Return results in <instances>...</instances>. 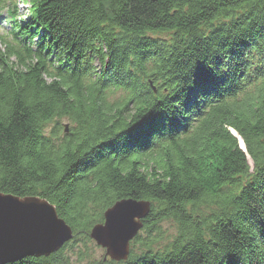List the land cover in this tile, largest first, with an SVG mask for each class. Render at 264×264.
<instances>
[{
	"label": "trees",
	"instance_id": "obj_1",
	"mask_svg": "<svg viewBox=\"0 0 264 264\" xmlns=\"http://www.w3.org/2000/svg\"><path fill=\"white\" fill-rule=\"evenodd\" d=\"M19 1L0 193L53 205L72 244L114 202H149L120 264H264V0ZM72 244L12 264H67Z\"/></svg>",
	"mask_w": 264,
	"mask_h": 264
},
{
	"label": "water",
	"instance_id": "obj_2",
	"mask_svg": "<svg viewBox=\"0 0 264 264\" xmlns=\"http://www.w3.org/2000/svg\"><path fill=\"white\" fill-rule=\"evenodd\" d=\"M148 212L146 202L117 201L104 212V223L92 227L90 236L112 260H126L128 244ZM70 238V228L48 202L0 193V264H12L26 257H49Z\"/></svg>",
	"mask_w": 264,
	"mask_h": 264
},
{
	"label": "rangeland",
	"instance_id": "obj_3",
	"mask_svg": "<svg viewBox=\"0 0 264 264\" xmlns=\"http://www.w3.org/2000/svg\"><path fill=\"white\" fill-rule=\"evenodd\" d=\"M12 3L13 2H11V4ZM18 5H23V8L19 9L18 13H20L21 10L22 11L25 10L26 4H24V3L22 4L21 2H19ZM4 11H5V9L0 12V35H5V33L9 30L7 25H6V22H5V19H8V15ZM7 23L9 25V27H10L11 21L7 20ZM35 42H33V43H35ZM4 53H5V47H4V45L0 44V55H2ZM10 60H11L12 65L15 68H16L15 63L17 64V67H21L19 62H23L24 64H26L23 61V59L21 58V56H19V55H15V56L11 57ZM19 70H22V69H19ZM116 98H117V96L110 97L109 99H111L110 101H113ZM65 119L60 120L59 125L64 129V131L66 133V131L68 132V130H70L72 128V125H71L70 122H68ZM30 198H33V197H30ZM41 200H44V199H41ZM132 200L138 201V200H135V199H132ZM118 201H120V200H118ZM116 202H114L110 207H112ZM143 202H146V203L149 204V212H150V203L147 202V201H143ZM110 207H108L107 209H109ZM107 209L103 210V214H104V212ZM103 214H102V217H103ZM147 215L140 221V223L147 217ZM103 223H104V220H103V222L101 224H103ZM101 224H97V225H101ZM91 229H90V231H91ZM139 231H140V229L138 230L136 235H138ZM159 231H160V233H159L158 236H160V237H158V239H157L158 240L157 241V245L160 247L163 244H165V241L169 240L170 238H172L173 236L176 235L177 229H176V226L174 225V223H172L171 221H164V222L159 224ZM134 237L132 238V240L134 239ZM73 238H74L73 237V232L71 231V238L68 240L67 243H64L63 246H65L66 244H72V242L75 240V239L73 240ZM87 239L88 240H86L85 243H82L81 241H77V242H75L74 244L71 245L72 248H68L67 249V251H68L67 252V257H68L67 264H89L91 262L100 263V264L101 263L102 264H107V263L108 264H110V263H112V264H120V263L125 262L127 260V259L123 260V261H114V260H112L109 257V255L107 253V250L102 248L101 246H99V244L96 241V239H93L90 236V232H89V235H88ZM130 242L128 244V254H129V251L132 250L135 247V245L133 244L132 248H130ZM67 247H69V246H67Z\"/></svg>",
	"mask_w": 264,
	"mask_h": 264
},
{
	"label": "bare ground",
	"instance_id": "obj_4",
	"mask_svg": "<svg viewBox=\"0 0 264 264\" xmlns=\"http://www.w3.org/2000/svg\"><path fill=\"white\" fill-rule=\"evenodd\" d=\"M23 18V17H22ZM246 57H247V55H246ZM249 58V57H248ZM247 62L249 63V61H248V59H247ZM245 74V73H244ZM239 148L241 149V151H243L244 150V147L242 146V143L239 141ZM58 252V250L55 252V253H57ZM55 253H53V254H55ZM36 259H39V258H36Z\"/></svg>",
	"mask_w": 264,
	"mask_h": 264
}]
</instances>
